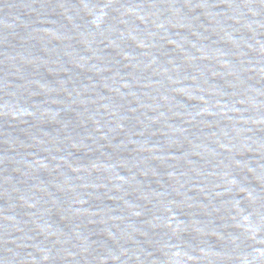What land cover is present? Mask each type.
Segmentation results:
<instances>
[{
  "label": "water",
  "instance_id": "water-1",
  "mask_svg": "<svg viewBox=\"0 0 264 264\" xmlns=\"http://www.w3.org/2000/svg\"><path fill=\"white\" fill-rule=\"evenodd\" d=\"M0 264H264V0H0Z\"/></svg>",
  "mask_w": 264,
  "mask_h": 264
}]
</instances>
